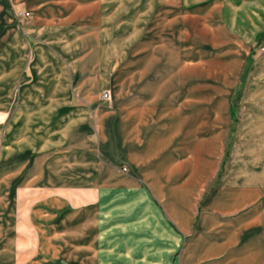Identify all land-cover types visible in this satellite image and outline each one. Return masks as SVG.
Listing matches in <instances>:
<instances>
[{
	"label": "crops",
	"instance_id": "1",
	"mask_svg": "<svg viewBox=\"0 0 264 264\" xmlns=\"http://www.w3.org/2000/svg\"><path fill=\"white\" fill-rule=\"evenodd\" d=\"M9 20L0 54V264H264L262 186L226 168L212 188L217 167L201 162L202 144L206 157L220 148L227 109L212 116L215 135L202 139L195 128L191 143L184 115L120 110L113 143L99 125L91 149L88 97L74 92L90 81L89 57L72 52L83 38L64 43L58 34L70 31L53 19L21 28ZM59 51L72 52L69 68ZM108 72L95 85H110Z\"/></svg>",
	"mask_w": 264,
	"mask_h": 264
},
{
	"label": "rangeland",
	"instance_id": "2",
	"mask_svg": "<svg viewBox=\"0 0 264 264\" xmlns=\"http://www.w3.org/2000/svg\"><path fill=\"white\" fill-rule=\"evenodd\" d=\"M21 2L0 0V54L12 30L9 18L20 28L53 19L70 31L58 34L64 43L83 38L72 52L89 57L90 81L74 92L88 97L92 121L85 141L91 149L99 129L113 143V116L120 110L170 120L184 115L186 138L196 142L195 128L205 139L220 125L213 114L227 109L231 120L218 134L217 153L206 157L201 145V162L217 167L211 187L221 185L228 168L239 181L261 185L264 194V0H34L32 8ZM72 52L59 57L67 68L72 62L65 56ZM107 69L114 73L111 84L95 85ZM5 125L0 120V129Z\"/></svg>",
	"mask_w": 264,
	"mask_h": 264
},
{
	"label": "built area",
	"instance_id": "3",
	"mask_svg": "<svg viewBox=\"0 0 264 264\" xmlns=\"http://www.w3.org/2000/svg\"><path fill=\"white\" fill-rule=\"evenodd\" d=\"M21 15V17L23 16V17H28V14H20ZM107 98V95L105 94L104 96H103V99H106Z\"/></svg>",
	"mask_w": 264,
	"mask_h": 264
}]
</instances>
